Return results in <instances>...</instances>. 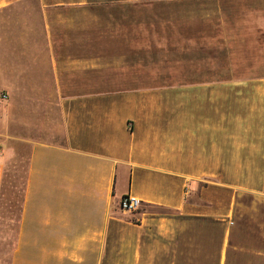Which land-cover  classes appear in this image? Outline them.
Returning a JSON list of instances; mask_svg holds the SVG:
<instances>
[{"label":"crops","instance_id":"0c3cea01","mask_svg":"<svg viewBox=\"0 0 264 264\" xmlns=\"http://www.w3.org/2000/svg\"><path fill=\"white\" fill-rule=\"evenodd\" d=\"M0 91V264H264V0H0Z\"/></svg>","mask_w":264,"mask_h":264},{"label":"rangeland","instance_id":"374dc122","mask_svg":"<svg viewBox=\"0 0 264 264\" xmlns=\"http://www.w3.org/2000/svg\"><path fill=\"white\" fill-rule=\"evenodd\" d=\"M253 3V2H251ZM39 32V33H38ZM38 33L37 36L41 37L40 30L35 32ZM42 39V37H41ZM40 41L34 46L37 47V51H43V42ZM21 46H6V52H15L19 53V49ZM16 50V51H15ZM257 98L258 95L255 94L254 98ZM255 100V99H254ZM257 103L251 104V113L250 116H255V108ZM5 105V104H4ZM0 106V113H2V119H5V114L7 110H1ZM26 157H27V148L25 146L19 147L18 157L11 163V167L9 166L7 173L5 175L3 189L1 192V199H0V234L3 232L6 237L8 238L7 246L1 247L0 246V255L2 256L3 260L6 261L10 254L11 243L14 240L17 221L19 217L20 205L22 200V191H23V183L25 178L26 172Z\"/></svg>","mask_w":264,"mask_h":264},{"label":"built area","instance_id":"2783aa9c","mask_svg":"<svg viewBox=\"0 0 264 264\" xmlns=\"http://www.w3.org/2000/svg\"><path fill=\"white\" fill-rule=\"evenodd\" d=\"M8 101L7 93L0 91V106ZM140 202L135 197L126 196L121 199L119 209L123 212H134L140 208Z\"/></svg>","mask_w":264,"mask_h":264}]
</instances>
